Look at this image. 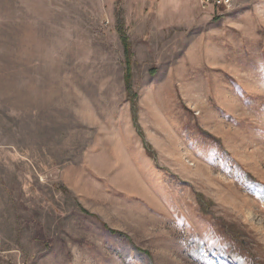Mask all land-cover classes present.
Masks as SVG:
<instances>
[{"label": "rangeland", "instance_id": "374dc122", "mask_svg": "<svg viewBox=\"0 0 264 264\" xmlns=\"http://www.w3.org/2000/svg\"><path fill=\"white\" fill-rule=\"evenodd\" d=\"M0 264H264V0H0Z\"/></svg>", "mask_w": 264, "mask_h": 264}, {"label": "built area", "instance_id": "2783aa9c", "mask_svg": "<svg viewBox=\"0 0 264 264\" xmlns=\"http://www.w3.org/2000/svg\"><path fill=\"white\" fill-rule=\"evenodd\" d=\"M206 3L214 2L217 5H225V6H231L232 0H205Z\"/></svg>", "mask_w": 264, "mask_h": 264}]
</instances>
